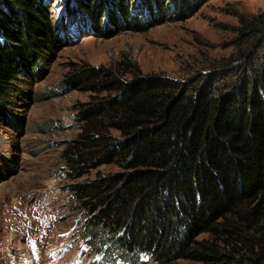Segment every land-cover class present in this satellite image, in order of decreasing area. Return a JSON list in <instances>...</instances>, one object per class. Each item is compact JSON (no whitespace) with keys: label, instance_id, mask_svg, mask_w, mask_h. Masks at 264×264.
<instances>
[{"label":"trees","instance_id":"1","mask_svg":"<svg viewBox=\"0 0 264 264\" xmlns=\"http://www.w3.org/2000/svg\"><path fill=\"white\" fill-rule=\"evenodd\" d=\"M43 1L0 0V118L44 47L61 43ZM94 1L77 0L95 28L104 0ZM145 1L162 12V0ZM250 81L198 87L126 60L71 71L61 88L91 99L62 156L74 208L86 215L82 233L99 255L93 264H264V60ZM102 164L120 170L74 181Z\"/></svg>","mask_w":264,"mask_h":264},{"label":"rangeland","instance_id":"2","mask_svg":"<svg viewBox=\"0 0 264 264\" xmlns=\"http://www.w3.org/2000/svg\"><path fill=\"white\" fill-rule=\"evenodd\" d=\"M192 2L162 0V12L155 3L154 14L145 0H123V6L104 0L98 4L103 23L94 28L77 0L43 1L61 43L44 47L38 66L32 62L11 90V115L6 110L0 118V264L32 258L37 264H93L99 258L82 233L86 215L74 208L73 180L62 156L65 141L79 130L78 107L91 99L89 91L61 88L74 68L126 60L137 63L143 75L228 89L250 81L261 66L264 0ZM135 23L144 28H132ZM118 170L102 164L74 181Z\"/></svg>","mask_w":264,"mask_h":264},{"label":"bare ground","instance_id":"3","mask_svg":"<svg viewBox=\"0 0 264 264\" xmlns=\"http://www.w3.org/2000/svg\"><path fill=\"white\" fill-rule=\"evenodd\" d=\"M29 263H30V264H35V263H34L33 261H31V260H29Z\"/></svg>","mask_w":264,"mask_h":264}]
</instances>
